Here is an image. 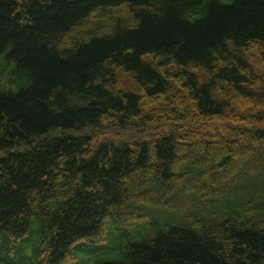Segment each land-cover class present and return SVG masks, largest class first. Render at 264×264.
Masks as SVG:
<instances>
[{
    "label": "trees",
    "instance_id": "16d2710c",
    "mask_svg": "<svg viewBox=\"0 0 264 264\" xmlns=\"http://www.w3.org/2000/svg\"><path fill=\"white\" fill-rule=\"evenodd\" d=\"M69 258L264 264V0H0V264Z\"/></svg>",
    "mask_w": 264,
    "mask_h": 264
},
{
    "label": "rangeland",
    "instance_id": "374dc122",
    "mask_svg": "<svg viewBox=\"0 0 264 264\" xmlns=\"http://www.w3.org/2000/svg\"><path fill=\"white\" fill-rule=\"evenodd\" d=\"M2 81H7L6 77H2L1 78ZM102 137V136H100ZM112 235L109 234L108 237H106V239L104 241H100V242H96V243H89V245L91 246V249H93L94 251H96L97 253H107L109 252L107 245L109 243V240L111 239ZM115 253L117 252L114 251ZM117 254V253H116ZM72 258H69L67 261V264H69L70 262H72Z\"/></svg>",
    "mask_w": 264,
    "mask_h": 264
}]
</instances>
